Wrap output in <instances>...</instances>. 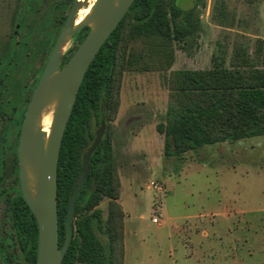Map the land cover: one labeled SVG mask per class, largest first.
Returning <instances> with one entry per match:
<instances>
[{"label":"rangeland","instance_id":"rangeland-1","mask_svg":"<svg viewBox=\"0 0 264 264\" xmlns=\"http://www.w3.org/2000/svg\"><path fill=\"white\" fill-rule=\"evenodd\" d=\"M175 1L182 9L196 5L197 34L191 40L172 42V64L163 70L153 48L158 41L129 40L124 23L122 59L113 73L118 94L101 102V111H93L86 124L87 146L104 124L117 194L113 202L122 213L117 220L111 200L103 198L96 208L103 222L112 220L107 236L96 234L110 242L113 264H264V136L166 157L163 135L156 130L158 124H165L171 73L231 67L244 53L250 65H264V0ZM2 5L0 97L10 121L0 117V142L4 127L7 142L15 134L16 116L28 100L51 43L27 40L24 28L14 38L7 0ZM75 45L70 38L61 54ZM24 84L29 90L23 100ZM14 107L17 111L11 113ZM2 168L0 144V176ZM3 183L8 191L16 186L15 181ZM86 188L91 191L92 183ZM4 203L5 197L0 198V236L6 228ZM76 219L74 215L73 225ZM9 253L2 251L1 264H18Z\"/></svg>","mask_w":264,"mask_h":264},{"label":"trees","instance_id":"trees-1","mask_svg":"<svg viewBox=\"0 0 264 264\" xmlns=\"http://www.w3.org/2000/svg\"><path fill=\"white\" fill-rule=\"evenodd\" d=\"M195 9V4L182 9L175 0H134L86 70L62 137L56 167L59 245L64 238L68 199L87 152L84 124L93 111H101V102L118 94L114 92L113 73L122 59L124 23L129 40L158 41L157 45L152 42L153 48H157L162 69L166 70L172 64V42L191 40L199 30L200 20ZM244 54L234 59L231 67L215 65L209 69H182L171 73L165 124L156 126L157 132L163 135L166 157L218 142L264 136V65H250ZM1 146L4 169L0 176V198L6 196L3 222L7 227L0 240V254L6 248L18 264H35L37 224L19 190L8 193L2 187V179L12 176L16 167H13V148H6L4 142ZM110 158L109 142L103 139L90 157L89 174L75 203L77 219L72 239L61 264H113L110 242L96 234L107 236L112 220L107 218L103 222L96 208L103 198L111 200L110 208L115 209L117 220L122 215L113 202L117 194L112 186ZM91 183L93 189L88 191L86 187Z\"/></svg>","mask_w":264,"mask_h":264},{"label":"water","instance_id":"water-1","mask_svg":"<svg viewBox=\"0 0 264 264\" xmlns=\"http://www.w3.org/2000/svg\"><path fill=\"white\" fill-rule=\"evenodd\" d=\"M134 0H94L90 11L75 23L74 2L48 55L28 102L17 146L19 189L37 224L35 264H61L73 235L75 202L89 173V158L100 142L104 124L83 156L82 169L68 199L64 238L58 242L56 167L61 140L86 70ZM82 27L88 33L63 65L62 47ZM50 107L49 132L41 127L42 111Z\"/></svg>","mask_w":264,"mask_h":264},{"label":"flooded vegetation","instance_id":"flooded-vegetation-1","mask_svg":"<svg viewBox=\"0 0 264 264\" xmlns=\"http://www.w3.org/2000/svg\"><path fill=\"white\" fill-rule=\"evenodd\" d=\"M4 1L5 0H0V13L2 12V6H3L2 3ZM7 2H8V7H9L8 8L9 22L13 26L14 38L17 39L19 34H20V29L24 28L26 30V32L24 33V36L27 38V40L33 41V40H35V38H38V39H40V42L51 43V46L48 48V51L44 57L43 64L40 68V74H39V76L35 82L34 87L32 88V90L30 92L28 100L25 101L24 103H22V109L18 113V115L16 116L15 134L13 135L11 140L6 142L5 134H4L6 131V129H5L6 127H4V129H3L4 133L1 135L0 144H2L4 142V144L6 145L5 146L6 148L7 147L13 148V150H14L15 164L13 165V167H16V171L12 174V176L2 179V187L6 188V191L8 193H10L11 191H17V189H18L19 193L21 195V192L19 189V178H18L17 146H18V140H19L20 127H21V123H22L28 102L31 98L33 89L35 88V86L38 82V79L42 73V69L46 63L48 55H49L57 37H58V34H59L61 28L63 27L68 15L71 11V7H72L73 3L76 2L79 4V9H77L76 13H75L76 22H79L88 13V11L91 8V4H90V0H7ZM87 33H88V27H82L72 35L71 39H73L75 41L76 45L74 47L68 49L66 51V53L64 54L63 65L66 64L68 59L71 57V55L76 50V48L79 46V44L82 42V40L84 39V37L86 36ZM21 38H22V36H21ZM28 90H29L28 85L24 84V86L22 87V93H23L22 99L23 100L25 99V96H26ZM1 100L2 99L0 97V117L2 118V120L4 122L7 123L8 121H10V119H9V117L6 116V112L4 110H2V108H1ZM16 111H17V109H16V107H14L13 110L11 111V113L16 112ZM89 119L84 124V137H85L87 143H88V139L90 136V132L86 129V124L88 123ZM101 125H102V123H100L99 129L102 127ZM97 131L95 132V135L93 136L92 142L87 147V151L93 145L94 140L96 139ZM103 135H104V127H103V132L101 134L100 142L98 143V145L103 140ZM97 146H96V148H97ZM93 152H92V154H93ZM89 160H90V158H89ZM2 162H3V158H2ZM3 169H4V162H3L2 172H3ZM1 175H2V173H1ZM7 180L15 181V183H16V186L14 188H10V191L7 190L8 186L3 183V181H7ZM2 197H5V203H6V196H2ZM5 203H4L3 212L5 209ZM3 218H4V213H3ZM5 225L3 222V226H5ZM6 227H7V225H6ZM5 230H6V228H3V234L0 236V240H1V238H4ZM5 249L6 248H4L3 250H5ZM10 257H12L11 254H10Z\"/></svg>","mask_w":264,"mask_h":264},{"label":"bare ground","instance_id":"bare-ground-1","mask_svg":"<svg viewBox=\"0 0 264 264\" xmlns=\"http://www.w3.org/2000/svg\"><path fill=\"white\" fill-rule=\"evenodd\" d=\"M94 0H90V4L92 6V3H93ZM87 7V6H86ZM90 11V10H89ZM88 11V12H89ZM75 23H78L76 22V19H75ZM50 110L51 108L48 107L46 109H44L42 111V114H41V127H42V130L48 134L49 132V125H50Z\"/></svg>","mask_w":264,"mask_h":264}]
</instances>
